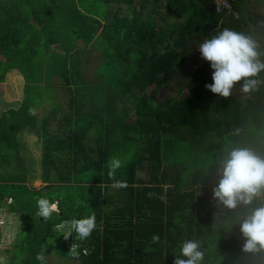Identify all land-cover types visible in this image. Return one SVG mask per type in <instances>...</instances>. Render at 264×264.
Segmentation results:
<instances>
[{
    "label": "trees",
    "instance_id": "1",
    "mask_svg": "<svg viewBox=\"0 0 264 264\" xmlns=\"http://www.w3.org/2000/svg\"><path fill=\"white\" fill-rule=\"evenodd\" d=\"M231 5L234 15L216 14L211 0H0V84L13 71L25 82L19 108L0 115V210L20 221L6 264H40L36 257L50 249L79 264H174L186 239L202 242L205 264L218 257L264 264V251L242 250L239 225L216 229L231 213L211 200L216 161L229 148L264 150V86L240 98L211 93L212 70L198 51L201 65L183 100L159 103L147 94L183 70L195 37L229 28L264 50V0ZM93 52L102 63L90 84ZM26 132L41 139L39 190L28 185L20 151ZM184 150L195 163L178 174ZM112 159L121 161L114 179ZM145 170L147 183L138 177ZM115 180L126 187L114 188ZM40 199L58 211L41 217ZM89 215L96 217L91 235L66 239L71 224Z\"/></svg>",
    "mask_w": 264,
    "mask_h": 264
},
{
    "label": "clouds",
    "instance_id": "2",
    "mask_svg": "<svg viewBox=\"0 0 264 264\" xmlns=\"http://www.w3.org/2000/svg\"><path fill=\"white\" fill-rule=\"evenodd\" d=\"M201 58L212 70V83L205 87L220 97L232 94L234 85L241 82L239 91L248 94L264 86V50L259 42L243 31L229 28L220 30L211 38L194 40ZM217 180L212 188V196L223 215L218 218L216 229L228 231L239 225V232L244 239L242 250L246 253L264 251V150L251 147L235 146L229 148L217 161ZM109 178L114 179L115 172L121 167L119 159L110 162ZM114 188H125L126 184L115 180ZM38 215L43 218L58 211V206L46 199L37 201ZM96 228L95 215H89L71 224L67 239L73 232L84 240ZM152 242L158 243L160 237L152 236ZM206 252L202 242L197 239L184 240L176 255L174 264H205ZM44 264V257H36ZM218 257L216 264H220Z\"/></svg>",
    "mask_w": 264,
    "mask_h": 264
},
{
    "label": "rangeland",
    "instance_id": "3",
    "mask_svg": "<svg viewBox=\"0 0 264 264\" xmlns=\"http://www.w3.org/2000/svg\"><path fill=\"white\" fill-rule=\"evenodd\" d=\"M249 15L251 17H255L254 13L249 11ZM180 20V18H178ZM199 39V38H197ZM196 40V37H195ZM191 55L188 59L185 67L182 71L178 73V75L173 79L165 88L159 93H155L153 89H148L147 94L155 101V102H163L166 99H176L177 101L183 100L187 96V89L186 84L190 80V74L193 72L195 67L201 65L199 56H197L198 48L195 46L191 47ZM89 63L87 64V72L86 76L88 79V83H94V67L96 65H99L102 63V59L97 52H93L89 56ZM16 76L20 77V79L24 82L23 77L17 72ZM9 75H7L5 83L0 84V115L8 111L9 109H18L21 101H22V92L20 88V83L18 84V87L14 84H11ZM25 85V82H24ZM240 87L238 84L234 85V88L232 92L237 94L240 97H242V94H240L239 91ZM36 116H41V110L35 111ZM20 144H21V155L25 160L26 165L29 167V181L28 185L29 187L39 190L44 185L42 184L40 180L41 176V139L38 135L34 133H23L19 138ZM183 148V147H182ZM181 148V149H182ZM184 154V160L178 159L176 161V166L173 167L175 173L180 174L182 170V164L186 163L194 167L195 163V157L192 156L190 152L180 151L178 153L179 156ZM140 179L145 181L147 183L150 179L148 172L145 170L141 172ZM215 185V183H214ZM185 190H189L188 186H186ZM20 226V221L17 217H14L12 214H9L6 209L0 210V264H6V256H5V250L9 249L11 246L13 239L15 237L16 232L18 231ZM73 239V238H72ZM50 243H53V245H56L59 247V243H54L51 241ZM43 257L46 262V264H79L77 260H69L65 259L64 257H61L59 253L56 250L50 249L45 252H43Z\"/></svg>",
    "mask_w": 264,
    "mask_h": 264
},
{
    "label": "built area",
    "instance_id": "4",
    "mask_svg": "<svg viewBox=\"0 0 264 264\" xmlns=\"http://www.w3.org/2000/svg\"><path fill=\"white\" fill-rule=\"evenodd\" d=\"M232 1L233 0H211L214 12L216 14H233ZM234 18H236V15Z\"/></svg>",
    "mask_w": 264,
    "mask_h": 264
},
{
    "label": "crops",
    "instance_id": "5",
    "mask_svg": "<svg viewBox=\"0 0 264 264\" xmlns=\"http://www.w3.org/2000/svg\"><path fill=\"white\" fill-rule=\"evenodd\" d=\"M11 75H13V77L16 78V83H15V85H16L17 87H18V84L20 83V88H21V92H22V96H23V93H24V87H25L24 82L20 79V77L16 76L17 74H16L15 71H13V72L11 73ZM9 76H10V75H9ZM22 100H23V98H22ZM138 177L141 178V177H140V174L138 175ZM211 200H214L213 197L211 198ZM214 201H215V200H214ZM175 243H177V242H175ZM175 248H176V247H175Z\"/></svg>",
    "mask_w": 264,
    "mask_h": 264
}]
</instances>
